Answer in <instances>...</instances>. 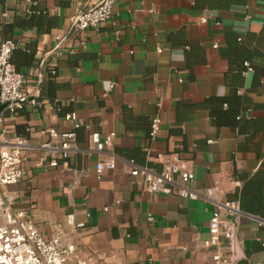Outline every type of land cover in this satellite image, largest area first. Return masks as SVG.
Wrapping results in <instances>:
<instances>
[{
  "label": "crops",
  "instance_id": "obj_1",
  "mask_svg": "<svg viewBox=\"0 0 264 264\" xmlns=\"http://www.w3.org/2000/svg\"><path fill=\"white\" fill-rule=\"evenodd\" d=\"M100 1H0V41L16 43L21 53L13 61L27 77L28 98L38 102L14 117L0 112L9 134L30 147L21 180L0 188V196L4 192L13 211L29 215L45 239L58 226L80 259L212 264L213 250L202 245L210 213L216 203L234 201L236 176L264 168V132L248 136L218 127L205 106L236 94L252 107L241 117L264 119V0H118L111 21L75 32L70 19ZM32 9L42 13L41 32L17 25ZM232 36L242 39L253 70H241ZM24 51L33 53L32 66L22 63ZM256 75L260 86L254 89ZM70 113L89 129L75 131L80 151L61 158L60 135L71 130L65 120ZM155 117L159 127L151 138ZM91 132L113 133L111 149L96 152ZM111 155L114 170L97 178L95 165ZM169 156L193 174L190 189L197 199L146 193L130 175L129 161L158 172ZM51 159L56 167L40 166ZM70 214L85 227L67 225ZM237 221L244 257L237 264H254L261 259L264 220L241 211Z\"/></svg>",
  "mask_w": 264,
  "mask_h": 264
},
{
  "label": "built area",
  "instance_id": "obj_2",
  "mask_svg": "<svg viewBox=\"0 0 264 264\" xmlns=\"http://www.w3.org/2000/svg\"><path fill=\"white\" fill-rule=\"evenodd\" d=\"M117 1L101 0L93 8L78 13L70 19L72 29L79 34L88 29H98L111 21L112 9ZM205 21L206 19H201V23ZM112 24L114 25L113 22ZM16 47V43L11 40L0 41V105H5L3 114L10 117L16 116L26 105L32 107L38 105L35 99L28 98L24 90L27 77L16 71L10 62L11 53ZM156 52L161 53V48L158 47ZM245 66L247 71H250L248 65ZM49 70L54 76L53 67ZM65 120L71 122V130L60 135L58 151L61 158H67L72 153L80 151L76 144L75 131L80 127L89 129L88 125L79 124L73 113L67 114ZM158 127L159 119L155 117L150 124L151 138L156 135ZM46 133L53 138L58 136L53 130H48ZM114 136L113 133H108L101 137L98 132H91L89 138L94 150L100 153L111 149ZM47 147V144H43L40 148ZM28 149L30 147L23 138L9 134V130L3 125V118H0L1 189L15 185L21 180V166L24 153ZM129 163L132 166L130 175L140 179L146 193L177 195L190 200L199 197L190 189V184L194 180L193 174L182 171L175 156L164 159L158 172L137 166L132 161ZM56 165L55 159L40 164L41 167H56ZM114 168L115 156L111 155L108 160L95 165L96 177L100 178L105 170L112 171ZM210 192L206 193V198H210ZM11 202V198L3 192L0 196V264H102L94 258H77L75 247L65 242V234L58 226H53L51 237L45 239L34 226L29 215L11 209ZM240 215L241 211L236 201H225L214 205L208 222V237L202 243L204 249L213 250L210 256L212 264H237L244 258L238 238L237 218ZM65 221L75 229L85 227L84 222H76L71 214L66 216ZM224 244L229 249L230 256L225 254ZM260 246L261 259L254 264H264V241Z\"/></svg>",
  "mask_w": 264,
  "mask_h": 264
},
{
  "label": "trees",
  "instance_id": "obj_3",
  "mask_svg": "<svg viewBox=\"0 0 264 264\" xmlns=\"http://www.w3.org/2000/svg\"><path fill=\"white\" fill-rule=\"evenodd\" d=\"M29 14L30 15L21 18L17 25L21 28L36 27L39 28V31L41 32L42 29L40 28L39 17L42 13L40 11H37L36 9H32ZM232 37L233 43H231ZM232 37L229 42L231 46L230 49L235 53L234 55H238L239 61L241 62L242 66L241 70L247 71V67L245 66V64H247L248 67L253 70L249 63V59L243 56L242 54V39L236 36ZM17 48L18 47H16L12 51L10 62L14 66L15 70L20 72L17 68V65L13 61L14 55L19 52ZM21 60L24 65L32 66L33 53L29 51H24L21 54ZM259 86L260 76L256 75L253 81V88L255 89ZM205 107L210 111L213 122L218 127H229L231 129L236 130L239 134H244L248 136L264 132V119L254 120L249 117H241V112L252 110V107L245 108L242 104L241 97L236 94H234L228 99L213 98L206 104ZM132 162L134 163V161ZM134 164L137 165L136 163ZM236 177L240 182V188L235 194L234 201L238 203L239 209L246 214L264 220V168L259 169L255 174L251 176L242 175Z\"/></svg>",
  "mask_w": 264,
  "mask_h": 264
},
{
  "label": "water",
  "instance_id": "obj_4",
  "mask_svg": "<svg viewBox=\"0 0 264 264\" xmlns=\"http://www.w3.org/2000/svg\"><path fill=\"white\" fill-rule=\"evenodd\" d=\"M5 108V105H0V112Z\"/></svg>",
  "mask_w": 264,
  "mask_h": 264
}]
</instances>
